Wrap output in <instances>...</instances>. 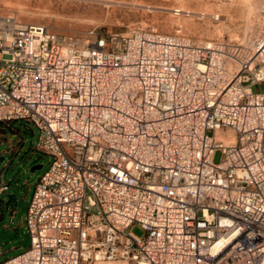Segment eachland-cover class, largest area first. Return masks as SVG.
Segmentation results:
<instances>
[{
	"label": "built area",
	"instance_id": "1",
	"mask_svg": "<svg viewBox=\"0 0 264 264\" xmlns=\"http://www.w3.org/2000/svg\"><path fill=\"white\" fill-rule=\"evenodd\" d=\"M88 33L0 24V120L50 155L0 264H264V24L246 47Z\"/></svg>",
	"mask_w": 264,
	"mask_h": 264
},
{
	"label": "rangeland",
	"instance_id": "2",
	"mask_svg": "<svg viewBox=\"0 0 264 264\" xmlns=\"http://www.w3.org/2000/svg\"><path fill=\"white\" fill-rule=\"evenodd\" d=\"M176 7L218 18L173 13L170 9ZM0 19L41 23L72 38L84 39L90 29L125 32L143 27L184 34L196 42L227 40L244 47L264 24L259 0H0ZM251 88L264 89V83ZM37 134L24 119L0 120V171L8 184L0 193V261L28 245L25 208L36 177L50 160V155L34 148ZM219 157L216 150L212 160ZM6 192L15 194L14 205L3 204ZM127 229L138 236L144 233L135 223Z\"/></svg>",
	"mask_w": 264,
	"mask_h": 264
},
{
	"label": "bare ground",
	"instance_id": "3",
	"mask_svg": "<svg viewBox=\"0 0 264 264\" xmlns=\"http://www.w3.org/2000/svg\"><path fill=\"white\" fill-rule=\"evenodd\" d=\"M170 10L173 13L194 14V15L199 16V17L210 16V18H212V19L218 18L215 14L210 15V14L205 13V12H194V11H190V10H187V9H184L181 7L172 8ZM3 23H5L9 27H14V26H17L19 24V23L12 21L11 19H8V20H1L0 19V24H3ZM219 135L220 134H218V132H217L216 136L219 137ZM229 138H230V135H229ZM98 264H125V263L123 261H119V260H117V261L111 260L110 262L109 261H103V262H100Z\"/></svg>",
	"mask_w": 264,
	"mask_h": 264
},
{
	"label": "water",
	"instance_id": "4",
	"mask_svg": "<svg viewBox=\"0 0 264 264\" xmlns=\"http://www.w3.org/2000/svg\"><path fill=\"white\" fill-rule=\"evenodd\" d=\"M39 166H40V164L33 165V166H31V169L35 168V167H39ZM3 204L4 205H9V204L14 205L15 204V194L11 193V192L4 193Z\"/></svg>",
	"mask_w": 264,
	"mask_h": 264
},
{
	"label": "crops",
	"instance_id": "5",
	"mask_svg": "<svg viewBox=\"0 0 264 264\" xmlns=\"http://www.w3.org/2000/svg\"><path fill=\"white\" fill-rule=\"evenodd\" d=\"M0 180H2L3 182H5L6 186H8L7 182L4 180L3 175H2V171H0ZM33 187V186H32ZM7 189V188H6ZM32 191V190H31ZM30 197V196H29Z\"/></svg>",
	"mask_w": 264,
	"mask_h": 264
},
{
	"label": "trees",
	"instance_id": "6",
	"mask_svg": "<svg viewBox=\"0 0 264 264\" xmlns=\"http://www.w3.org/2000/svg\"><path fill=\"white\" fill-rule=\"evenodd\" d=\"M9 120H11V119H9Z\"/></svg>",
	"mask_w": 264,
	"mask_h": 264
}]
</instances>
